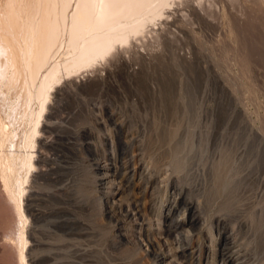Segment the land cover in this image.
Listing matches in <instances>:
<instances>
[{
  "label": "rangeland",
  "instance_id": "374dc122",
  "mask_svg": "<svg viewBox=\"0 0 264 264\" xmlns=\"http://www.w3.org/2000/svg\"><path fill=\"white\" fill-rule=\"evenodd\" d=\"M35 2L18 4L24 31ZM100 60L63 71L41 117L38 78L0 89V264H187L156 256L181 243L219 264L209 229L226 230L236 264H264V0H169ZM123 160L144 174L121 189ZM178 197L205 220L179 243L158 229Z\"/></svg>",
  "mask_w": 264,
  "mask_h": 264
},
{
  "label": "bare ground",
  "instance_id": "6f19581e",
  "mask_svg": "<svg viewBox=\"0 0 264 264\" xmlns=\"http://www.w3.org/2000/svg\"><path fill=\"white\" fill-rule=\"evenodd\" d=\"M21 1L0 0V89L3 92L11 88L17 90V87L22 84L25 85L24 87L22 85L25 89L27 84H29V80L36 81L38 78L39 83L38 87L36 86V93L40 102L39 117L44 113V110L46 111L47 102L50 100V95H52L51 90L58 85L63 71L65 74H71L73 71L83 68V66L94 64L95 61L99 60L101 63L100 59L105 58L119 45L128 43L132 36L143 31L149 21H153L162 15L164 5L169 2V0H36L35 4L37 7L35 6V11L26 9L25 6L23 7V16L30 21V25L24 31L21 29V15L18 13L17 8ZM61 49H64V58L61 57L59 59ZM2 121L0 118V134L6 131L8 127L7 122H4L5 120ZM4 134L2 133L3 136ZM39 141L43 143L41 145L49 142L44 139H39ZM123 145L122 147L127 146L125 142ZM138 161L135 165H131L132 163L130 164L129 160L124 161V165L121 166L123 173L120 174L118 172L121 178L117 177V179H120L119 187L123 186L122 188H124L130 185L131 178L136 173L144 174V169L141 164H138ZM98 169L104 170L101 180L107 178L110 182L112 177L118 176L116 164H113L112 167L98 165ZM150 175L148 174L145 180L144 191H147L151 183L148 179ZM140 183L139 180L137 184L140 185ZM166 204V212L158 219V229L165 236L176 232V242L178 243L181 242L182 238L187 237L186 235L190 231L188 228H195L205 222L204 220L202 223V216L197 212V206L193 202L181 200L178 197L167 201ZM140 206L135 203L133 208H130L126 213L131 218L133 217L138 231L146 233L144 230L146 221ZM143 207L142 205L144 210ZM178 214H180L179 217L177 216ZM196 228L199 229L200 227ZM184 231L188 233L184 234ZM208 233L212 242L210 243L213 244L209 245L212 249V258L215 261L218 259L219 264H236V262L240 261H237L235 257V248L233 249L225 229L220 231L215 238L212 237L211 229H209ZM198 236L197 238L199 239ZM165 239H168V236ZM166 241L168 243V240ZM156 244H154V240L151 237H146L147 247L153 248ZM171 244L173 243L171 242ZM181 244L179 245L180 248L178 247L179 249H175L173 246V249H167L168 251L166 252H157L156 256L165 259L164 257L171 254L174 261L179 257H183L185 258L184 261L189 264H197L202 256V245H196L197 247H195L189 244ZM170 246L168 247L170 248ZM235 247L237 248L238 246ZM206 256L208 257L209 254ZM176 263L178 264L179 262Z\"/></svg>",
  "mask_w": 264,
  "mask_h": 264
}]
</instances>
